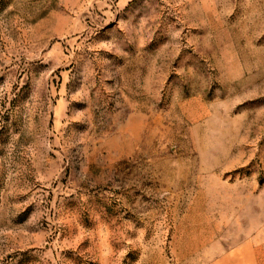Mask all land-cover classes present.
Here are the masks:
<instances>
[{"label":"rangeland","instance_id":"obj_1","mask_svg":"<svg viewBox=\"0 0 264 264\" xmlns=\"http://www.w3.org/2000/svg\"><path fill=\"white\" fill-rule=\"evenodd\" d=\"M0 264H264V0H0Z\"/></svg>","mask_w":264,"mask_h":264}]
</instances>
